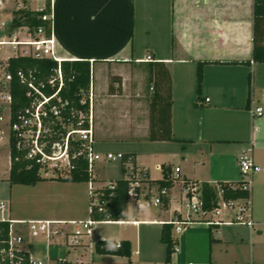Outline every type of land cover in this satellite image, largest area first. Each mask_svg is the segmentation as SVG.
<instances>
[{
  "label": "crops",
  "instance_id": "0c3cea01",
  "mask_svg": "<svg viewBox=\"0 0 264 264\" xmlns=\"http://www.w3.org/2000/svg\"><path fill=\"white\" fill-rule=\"evenodd\" d=\"M46 3L43 0L37 7L44 8ZM50 12L57 58L87 60L91 64L89 91L94 152L99 153L97 148L107 145L126 146L145 138L149 140L152 93L142 90L147 69L143 59L149 55L163 61L169 70L171 130L177 139L149 140L153 147L169 149L157 163L170 164L171 172L178 167L182 179L199 185L209 183L216 190L217 201L218 182L240 179L238 160L243 154H250L260 167L252 177L251 217L255 223L252 227L235 223L210 225L209 214L191 213L185 205L181 181L170 189L165 206L160 204L142 211L129 204V220L108 222L154 226L155 237L160 242L163 222L181 221L179 230L176 229L179 224L173 222L171 233L176 250L170 264H264V62L251 60L253 0H51ZM136 23L143 24V38L136 33ZM141 46H144L142 52ZM197 61L206 62L202 67L200 95L196 92ZM111 80L119 81L114 84L118 90H108ZM257 107L262 112L253 117L252 111ZM118 152L133 154L132 160L124 164L128 168L135 166L137 177L141 170L148 172L149 179L162 177L161 167L148 163L152 153L126 148ZM96 161L91 180L92 186L100 189L112 181L100 184L106 180V174L95 170ZM231 163L238 166L237 178L230 172ZM9 170L8 163L7 176L2 177L6 183L0 184V200H8ZM62 182L68 186L80 183ZM85 183L90 194L89 182ZM139 183L146 185L147 196H151L155 186L146 181ZM177 183L179 193L173 197ZM6 212L9 209L0 211V220L16 219L5 217ZM231 215L229 209H222L219 218L227 221ZM99 223L105 222L94 225ZM97 239L128 240L131 255H100L92 247L87 264H110L111 259L136 264L134 254L138 250L131 236H100L92 238V242ZM159 246L165 259V245L160 242ZM29 251L51 256L48 248L38 252L32 243ZM69 253L67 250L66 255Z\"/></svg>",
  "mask_w": 264,
  "mask_h": 264
},
{
  "label": "built area",
  "instance_id": "2783aa9c",
  "mask_svg": "<svg viewBox=\"0 0 264 264\" xmlns=\"http://www.w3.org/2000/svg\"><path fill=\"white\" fill-rule=\"evenodd\" d=\"M9 1L22 0H0V9L4 3ZM51 1V0H50ZM43 7H36L35 10H42ZM43 21L52 23L51 12L41 16ZM26 38L20 41L15 35H11V39H6L3 31H0V46L11 45L15 51L17 46L25 45L24 51H19L18 54H10L5 59L0 57V147L6 145L9 148L8 161L11 166V151L10 144L12 139L15 140V148L18 151L24 152V159L29 165L37 164L39 170L47 161L58 162L65 160L67 169L72 167L69 153L70 141H80V150L73 152L72 157L83 154L87 159V166L89 173L92 174L94 169V162L96 160H115L123 158V153L106 152L103 155L96 153L93 150V131H92V115L90 113L91 93L88 92L89 111L87 116L83 111L71 110V117L76 120L75 123L71 119L66 124L62 115V109L66 102H62L59 91L63 85V77L60 67V58H57L54 50V40L51 36L45 35L44 26L33 28L32 31L26 28ZM2 30V27H0ZM23 55L33 58H52L57 61V68L54 73L46 80L37 79L32 69H17L14 74L7 70L8 59L12 56ZM5 60V61H4ZM144 61L153 60L151 56L147 55ZM16 77L21 84L26 88L25 95L28 98V104L16 111H12V94L10 92V82L13 77ZM50 87L51 93H46V87ZM208 98H206V101ZM82 103L84 100L81 101ZM261 107L255 108L252 111L253 117L260 115ZM78 118L80 119H77ZM87 127H83L84 123ZM73 125L70 129L65 130L63 134V127ZM75 125V127H74ZM77 136V137H75ZM56 166V164H53ZM240 185L239 187L246 193L245 197L225 200L222 197L221 190L217 185L218 201L215 208L210 211L203 209V201L201 197V187L198 183L188 182L183 186V195L185 205L193 214H209L210 218L207 223L210 225H219L221 223H235L243 224L248 227L254 226V220L251 217V191H252V177L253 174L259 172L260 167L253 161L250 154H243L239 160ZM65 172V173H66ZM39 173V171H38ZM65 173H59L58 176H63ZM40 174V173H39ZM41 175V174H40ZM42 177L49 176L45 173ZM57 176V177H58ZM137 177V174H135ZM171 177L183 183L180 177L179 168L175 167ZM90 196L94 197L95 201H91L89 205V213L93 205L100 206L104 201H100L97 189L92 186V180L89 181ZM107 186L113 187L112 183ZM140 183L138 180L132 181L129 184L128 198L129 204L135 210L140 209L139 205L147 204L149 207H155L161 204V199L158 194L149 195L140 192ZM138 189V190H137ZM162 193L165 190L161 191ZM8 207L6 200H0V211L4 213ZM222 209H229L232 213L230 219L223 221L219 218ZM98 210H101L99 207ZM9 221L8 231L6 237L2 236L0 229V264H69V260L65 257H52L49 255L39 256L34 255L29 251L30 237H37L39 235L45 236L50 240L53 236L63 234L66 237V244L70 246L86 245L89 249H94L92 242L93 226L96 222L88 218L86 221L81 220H57V219H7L1 218L0 221ZM174 224H179L176 229H180L181 221H174ZM18 225V227H16ZM19 225H25L23 228ZM67 225H72L74 228L67 229ZM65 229V230H64ZM64 231V232H63ZM87 237V242L84 243V238ZM47 240V241H48ZM119 246V242L116 244Z\"/></svg>",
  "mask_w": 264,
  "mask_h": 264
},
{
  "label": "trees",
  "instance_id": "16d2710c",
  "mask_svg": "<svg viewBox=\"0 0 264 264\" xmlns=\"http://www.w3.org/2000/svg\"><path fill=\"white\" fill-rule=\"evenodd\" d=\"M42 10H30L20 8L13 11L11 27L17 29L20 26H27L30 31L38 26H44L45 35L51 34L50 22L43 21L41 16L50 12V0H47ZM251 60L255 62H264V0H253V48ZM7 70L14 74L17 69H32L37 79L46 80L54 73L57 68V61L52 58H33L30 56L17 55L8 59ZM246 62V61H241ZM147 63L148 83L153 89L151 101L149 103V140H168L177 141L173 137L171 130V77L166 64L163 61L151 60ZM205 61L196 62V92L200 95L202 85V67ZM229 63H239L231 61ZM60 67L63 77V85L59 91L62 102H66L62 109L64 122L67 124L71 119V110L83 111L88 113L89 102L88 92L91 80V64L87 60H68L60 61ZM117 80H111L108 86L109 91L118 90L114 87ZM53 89L46 87L45 92L51 93ZM26 88L14 76L10 82V92L12 94V111H16L28 104V98L25 95ZM84 100L82 103L81 101ZM85 122L83 127H87ZM63 134L65 130L63 129ZM80 150V141H70L69 153L72 167L64 176L55 177L56 180L66 182H88L92 179V174L88 171L87 159L81 153L72 157L73 152ZM11 166L9 170L8 183L35 185L42 177L38 171L37 164L29 165L24 159V152L15 148V140L10 144ZM133 154H123L121 160V176L112 181L113 187L104 186L97 189L100 201H104L100 206L93 205L89 213V218L95 221H127L128 218V189L132 181H146L150 186H155L157 194L160 196L161 205L165 206L168 202V193L173 187L175 180L171 177V165H161L162 177L160 179H149L148 172L141 170L138 177L135 176V166L128 168L125 162L132 160ZM196 182L183 179V184ZM222 197L225 200L245 197L246 193L239 187L240 180L220 181L217 183ZM201 197L203 209L210 211L217 205L216 190L207 182H201ZM138 190V189H137ZM165 190L164 193L161 191ZM99 207L101 210H98ZM174 221L163 222L160 231V242L165 245L164 264H170L171 255L176 250V241L172 236L171 230ZM9 221H0V229L3 237H6ZM212 240V239H211ZM111 242V246L110 243ZM119 242V246H117ZM94 251L97 254H110L116 256L129 257L131 255L130 243L128 240L115 241L111 239H97L94 242ZM212 264V263H210Z\"/></svg>",
  "mask_w": 264,
  "mask_h": 264
},
{
  "label": "rangeland",
  "instance_id": "374dc122",
  "mask_svg": "<svg viewBox=\"0 0 264 264\" xmlns=\"http://www.w3.org/2000/svg\"><path fill=\"white\" fill-rule=\"evenodd\" d=\"M43 3V0H22V1H9L4 3L0 9V27H2L1 32L6 36V39H11V33L14 32L17 40L20 41L26 38L25 28L13 29L11 27V19L13 17V11L25 8V9H36V7ZM143 24L136 23V33L142 37L143 36ZM143 38V37H142ZM138 42V39H136ZM25 45H18L17 49L14 51L11 45L0 46V57L5 59L7 55L18 54L19 51H24ZM144 46H141V51H143ZM5 61V60H4ZM145 77L142 81V90L146 93H152L153 89L148 83L147 69L144 70ZM77 119L78 118L77 116ZM73 125H68L63 127L64 130H68ZM75 127V125H74ZM146 134V131H145ZM77 137V136H75ZM151 143L146 138L138 141L137 143H131L126 146H121L119 144L107 145L102 148H97L98 152L103 155L106 152L116 153L118 149H132L139 152L152 153L149 164L156 165L158 168L161 164L157 163L162 161V156L169 151L165 146L163 147H153ZM7 145V144H6ZM0 147V184L6 183L2 177L7 176L8 168V151L7 146ZM164 158V157H163ZM232 159V158H231ZM52 162L47 161L43 167L40 168L39 173L44 175L45 173L49 176H45L46 180L39 181L40 183L36 186H27L20 184L10 185L8 194V208L9 212L5 213V217L16 218V219H26L31 217H50V218H64L78 221H86L89 218L88 207L91 201H95L94 197L90 196L87 189V184L85 182H80L71 186L65 185L62 181H58L55 177L59 173H65L67 165L65 160ZM53 164H56L54 166ZM236 165V164H235ZM121 161L120 159L115 160H97L96 161V171L106 174V180L102 181L100 184H107L109 181H115L121 176ZM230 172L233 174V178L239 176L238 166H234L231 163ZM64 176V175H63ZM62 177V176H60ZM106 186V185H105ZM179 183L175 185L173 191V197L179 193ZM140 192L142 194H147V187L144 184H140ZM152 195H156L155 189H152ZM145 194V195H146ZM1 215V214H0ZM1 217V216H0ZM135 218V216H133ZM132 218V213L130 214ZM25 230V225H19ZM18 227V225L16 226ZM74 226L67 225V229H72ZM65 230V229H64ZM64 232V231H63ZM128 235L135 240V248L138 250L134 254L136 264H164V250L159 246L160 242L158 238L155 237V227L154 226H141L136 227L131 224L117 225L114 222L99 223L93 226V234L91 238H100V236H105V238H116L117 236ZM45 236L39 235L37 237H30V241L34 249L38 252H43L45 248H48L51 252L52 257H65L71 264H87V259L89 257L88 247L86 245L70 246L66 244V237L63 234H58L53 236L48 241ZM87 237L84 238V243L87 242ZM70 250V253L66 255V251ZM86 250V251H85ZM82 253H85L81 256ZM110 264H125L124 260L111 259ZM100 264V263H97Z\"/></svg>",
  "mask_w": 264,
  "mask_h": 264
},
{
  "label": "clouds",
  "instance_id": "9594fccd",
  "mask_svg": "<svg viewBox=\"0 0 264 264\" xmlns=\"http://www.w3.org/2000/svg\"><path fill=\"white\" fill-rule=\"evenodd\" d=\"M139 208L142 211H146V210H148V205L147 204H141V205H139ZM109 243H110V246H111V242H109Z\"/></svg>",
  "mask_w": 264,
  "mask_h": 264
}]
</instances>
